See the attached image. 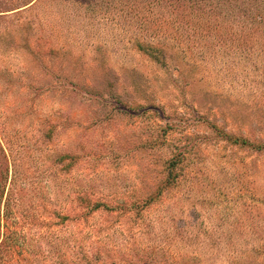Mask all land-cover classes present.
Masks as SVG:
<instances>
[{"label": "rangeland", "instance_id": "obj_1", "mask_svg": "<svg viewBox=\"0 0 264 264\" xmlns=\"http://www.w3.org/2000/svg\"><path fill=\"white\" fill-rule=\"evenodd\" d=\"M257 5L0 8V141L47 231L29 264H264Z\"/></svg>", "mask_w": 264, "mask_h": 264}, {"label": "trees", "instance_id": "obj_2", "mask_svg": "<svg viewBox=\"0 0 264 264\" xmlns=\"http://www.w3.org/2000/svg\"><path fill=\"white\" fill-rule=\"evenodd\" d=\"M37 1L0 0V8L7 7L8 3L15 5V7L9 8L10 10L32 8ZM252 1L258 3L256 11L263 19L264 0ZM254 29L257 28L254 27ZM22 156L21 154V159ZM66 158H71L70 154L59 156L55 163ZM30 183L24 175L18 176L15 174L14 166L9 161L5 147L0 141V264H29L27 261L30 257H37L44 252V250H37L38 248L33 250L35 240L39 237L46 238L47 231H41L40 227H37V233L33 232L34 230L32 231L31 225L35 222L42 225H45V222L44 218L39 220V216L34 211L37 202H34L30 194ZM95 203L87 209L91 210L95 209L96 206L104 205ZM50 224L57 225L58 222L51 221Z\"/></svg>", "mask_w": 264, "mask_h": 264}]
</instances>
